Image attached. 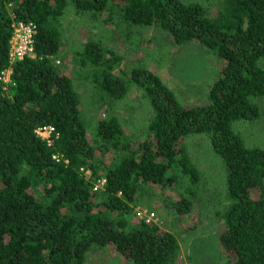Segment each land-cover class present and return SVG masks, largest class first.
<instances>
[{
  "label": "trees",
  "instance_id": "trees-1",
  "mask_svg": "<svg viewBox=\"0 0 264 264\" xmlns=\"http://www.w3.org/2000/svg\"><path fill=\"white\" fill-rule=\"evenodd\" d=\"M69 6L92 20L106 14L127 27H157L175 45L197 43L225 63L204 102L186 105L152 71L126 72L120 56L87 41L73 59L102 97L120 101L134 88L150 111L146 137L132 138L113 113L89 137L57 60ZM16 22L35 24L34 56L10 65ZM263 58L264 0H221L213 15L181 0H0V73L11 69L6 90L0 82V264H85L91 248L110 246L129 264H177L176 238L132 213L152 188L174 192L168 206L176 215L191 213L200 176L184 139L195 135L223 165L225 264H264V149L246 146L234 128L260 116ZM45 126L50 146L36 134Z\"/></svg>",
  "mask_w": 264,
  "mask_h": 264
},
{
  "label": "rangeland",
  "instance_id": "rangeland-1",
  "mask_svg": "<svg viewBox=\"0 0 264 264\" xmlns=\"http://www.w3.org/2000/svg\"><path fill=\"white\" fill-rule=\"evenodd\" d=\"M199 3L210 14L217 11L221 0H181ZM63 32L62 50L57 60L61 72L68 76L79 95L80 117L89 130L97 120L115 114L132 138L146 137L143 124L150 111L140 92L130 88L125 98L112 102L99 93L92 84V75L73 59V52L87 41L99 42L122 58L120 69L128 72L133 67H144L161 79L180 102L186 105L200 104L224 65L216 55L197 43L177 46L169 35L157 27H127L118 18L107 21L106 14L92 20L81 16L69 6L59 22ZM64 57V58H63ZM63 58V59H61ZM264 70V58L259 61ZM260 116L254 121L234 123L248 147L264 149V97L255 100ZM43 137L48 136L45 131ZM52 142V134L49 136ZM188 155L199 172V183L193 188L194 209L189 215L178 216L168 206L174 199L172 190L152 188L143 191L133 208L132 218L153 223L171 233L177 240L179 254L177 264H225V253L218 237L224 229L218 215L227 204L224 170L220 158L211 150L206 137L189 136L184 139ZM184 145V146H185ZM89 176V172H85ZM104 180L96 182V190L102 189ZM85 264H129L113 247H93L86 255Z\"/></svg>",
  "mask_w": 264,
  "mask_h": 264
},
{
  "label": "built area",
  "instance_id": "built-area-1",
  "mask_svg": "<svg viewBox=\"0 0 264 264\" xmlns=\"http://www.w3.org/2000/svg\"><path fill=\"white\" fill-rule=\"evenodd\" d=\"M13 32L8 43V62L10 65L15 62L22 61L26 57H33V38L36 34V26L32 22L21 23L16 22L12 25ZM58 63V62H57ZM10 67L0 73V82L3 84V90L7 89L8 84H10ZM48 132V136L43 137L44 132ZM36 134L50 146L52 142L50 141V134L53 135L52 127L45 126L38 128ZM53 159L57 158V155L52 156ZM94 190L96 188L94 187Z\"/></svg>",
  "mask_w": 264,
  "mask_h": 264
}]
</instances>
